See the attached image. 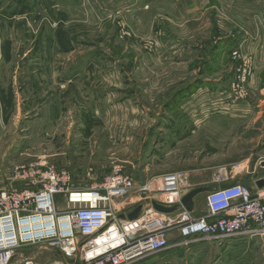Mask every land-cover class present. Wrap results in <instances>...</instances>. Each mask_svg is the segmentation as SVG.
Instances as JSON below:
<instances>
[{"label": "rangeland", "instance_id": "obj_1", "mask_svg": "<svg viewBox=\"0 0 264 264\" xmlns=\"http://www.w3.org/2000/svg\"><path fill=\"white\" fill-rule=\"evenodd\" d=\"M36 161L87 187L117 165L137 186L139 169L183 172L184 195L220 171L264 179V0H0V188ZM157 181L115 203L160 204ZM15 256L74 263L41 245ZM146 263L264 264V238L200 239Z\"/></svg>", "mask_w": 264, "mask_h": 264}, {"label": "built area", "instance_id": "obj_2", "mask_svg": "<svg viewBox=\"0 0 264 264\" xmlns=\"http://www.w3.org/2000/svg\"><path fill=\"white\" fill-rule=\"evenodd\" d=\"M158 179L154 191L162 195L160 204L180 205L187 176L170 172ZM229 181L227 171L214 175L216 189L206 194L203 217L195 218L183 208L176 216L162 214L149 204L137 219L121 220L115 202L136 190H150L149 181L137 186L121 166L88 188L79 187L68 168L43 161L16 167L15 186L0 188V264H39L29 257L16 260V250L29 245L56 250L73 264H148L156 254L190 247L200 239L264 238V188L255 182L253 192L240 183L221 188ZM58 195L64 199L63 211L57 207ZM173 232L178 237L171 245Z\"/></svg>", "mask_w": 264, "mask_h": 264}, {"label": "water", "instance_id": "obj_3", "mask_svg": "<svg viewBox=\"0 0 264 264\" xmlns=\"http://www.w3.org/2000/svg\"><path fill=\"white\" fill-rule=\"evenodd\" d=\"M138 174L140 176L141 185L145 186L146 185V179H145V176H144L142 169L138 170ZM238 183L244 185L250 192H253L252 183L247 181L245 178H237V179L231 180L229 182H226L221 186V188H223V189L229 188V187L237 185ZM255 184L259 189L264 188V179L257 180L255 182ZM215 189H216V187L195 188L183 196V198L181 199L180 205H176L173 207H166V206H163L157 202H153L152 206L156 211H158L162 214H168V215L174 214V213L178 212L181 208H183L184 210H186L189 213H192L195 210V199L201 195H206L207 193H209ZM143 197H146V196L143 195ZM142 209H143V205L138 206L132 213H130L126 217V219H129V220L137 219L140 212L142 211Z\"/></svg>", "mask_w": 264, "mask_h": 264}, {"label": "crops", "instance_id": "obj_4", "mask_svg": "<svg viewBox=\"0 0 264 264\" xmlns=\"http://www.w3.org/2000/svg\"><path fill=\"white\" fill-rule=\"evenodd\" d=\"M262 19H263V17H262ZM248 55L249 54H247L246 53V51H244V56H246V57H248ZM261 55V54H260ZM262 59H263V57H262V55L260 56ZM261 66H262V64H261ZM127 101H131V99H126ZM125 100V101H126ZM178 115V114H177ZM179 116H185V117H188L187 118V120H189V121H191V122H193L194 124L195 123H197V119L195 118V114H193V113H189V114H179ZM194 136V135H193ZM76 170V169H75ZM143 173H144V175H145V177H146V179L148 180H150V179H152V180H154L155 178H159V176L158 175H162V174H154V175H150L149 174V167H146L145 169H144V171H143ZM75 178H77L76 176H75ZM211 178L212 177H208V180H207V184H208V186H204V187H213V185H212V180H211ZM237 178H248L249 180H252V182L254 183V182H256L257 180H260L261 178H254L253 176H251L250 177V173L248 174V171H247V173L244 175V174H240V175H237V174H235L233 177H230V181L231 180H234V179H237ZM252 178V179H251ZM262 178H264V177H262ZM148 180V181H149ZM196 180H197V178H196ZM206 182V181H205ZM200 183V182H199ZM198 183V184H199ZM210 183V184H209ZM78 185H79V187H81V188H88L87 186H86V182L85 181H81L80 183H78ZM132 202H130V200H127V204L125 203L124 204V209L122 210L121 208H120V206L118 207V205H117V208L120 210V214H119V216H120V219L121 220H124V219H126V217L130 214V213H132L135 209H136V207H135V204H134V201L133 200H131ZM125 205H127V206H125ZM198 205H199V202H198V200H197V198L195 199V210L191 213L192 214V216L193 217H195V218H199V217H203V216H205L206 214H207V210L205 211V209H203V210H199V208H198ZM179 212V211H178ZM176 216V215H175ZM178 237V235L175 233V232H173V233H171L170 234V239L171 240H173V239H175L176 240V238ZM54 251H56V250H54ZM56 253L57 254H60L58 251H56ZM61 255V254H60Z\"/></svg>", "mask_w": 264, "mask_h": 264}, {"label": "flooded vegetation", "instance_id": "obj_5", "mask_svg": "<svg viewBox=\"0 0 264 264\" xmlns=\"http://www.w3.org/2000/svg\"><path fill=\"white\" fill-rule=\"evenodd\" d=\"M245 179H246V178H245ZM246 180L249 181V182H251V183L253 184L252 180H249L248 178H247Z\"/></svg>", "mask_w": 264, "mask_h": 264}]
</instances>
